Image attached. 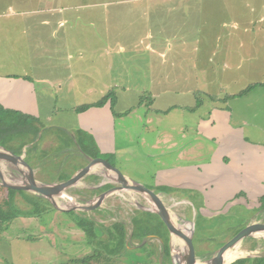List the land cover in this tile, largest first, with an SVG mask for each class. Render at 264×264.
I'll return each instance as SVG.
<instances>
[{
    "label": "crops",
    "instance_id": "1",
    "mask_svg": "<svg viewBox=\"0 0 264 264\" xmlns=\"http://www.w3.org/2000/svg\"><path fill=\"white\" fill-rule=\"evenodd\" d=\"M188 3H196V0L164 1L171 11L187 9ZM51 9L32 15L22 14L21 17L13 14L0 17V107L40 122V138L53 132L60 137H68L69 144L57 151L58 156L66 155L67 164L69 157L82 158L87 162L67 179L87 166L99 163L102 172H132L139 181H143L141 178L147 174L144 167L154 161L159 166L156 175L147 179L149 184L142 182L141 185L169 203L174 201L188 209H192L191 205L196 213L218 215L219 220L214 227H221L217 224L228 219L242 222L244 225L236 226L238 229L230 226L233 230L229 233L234 235L251 224L254 215L255 218L264 217L263 211L255 212L264 197V141L261 140L264 138V27L245 29L241 34L250 38L240 47L249 50L248 61L253 62L254 91L251 89L247 94L245 90L243 94L230 92L225 104L220 106L224 99L219 95L209 94L206 98L209 104L201 96L204 90L200 84L205 85L202 77L208 72L204 73V66L199 67L194 61L179 62L184 68L191 66L194 73L196 70L195 75L200 81L195 76L198 83L193 88L188 86L190 77L185 76V71L180 72L178 80H171V76L155 79L151 74L148 81L138 85L125 78L110 77L117 68H128V60L117 63L115 59L102 61L101 57L97 62L85 61L87 48L84 43L90 45L91 42L85 31L88 29L75 23L71 13L63 14ZM29 16L33 21H27ZM90 17L91 26L100 25L99 41L104 43L102 24L96 23V20L102 22V14ZM177 34L179 36L180 32ZM179 39V52H186L187 36H179ZM111 47L113 42L106 46L107 49ZM148 47L147 52L152 57V66L148 68L151 69L155 65L156 50ZM135 50L137 48L134 47L132 52ZM166 55L163 54L164 57ZM160 64L166 66L170 63L165 60ZM235 83L239 82L234 81L231 85ZM108 94L113 98L103 107L77 111L78 107L96 103ZM237 101L245 103L244 111L250 115L249 119L240 118L238 121L234 117L231 102ZM251 105L256 108H251ZM204 107L209 111L208 119L200 116ZM142 108L145 111H141ZM57 141L52 135L50 143L55 149ZM34 143L25 147L27 157V149ZM82 147H88L89 153L83 152ZM96 152L115 155L119 165L125 164V168L94 157ZM49 156V152H43L42 156L35 152L30 161L36 169L43 171L49 163L44 159ZM102 161H105L103 165ZM90 175L106 177V174L96 173L93 169ZM86 181L82 178L76 185ZM93 182H88L89 189L97 191H101V185L103 190L107 183L104 178L98 187ZM115 186L118 187L117 192H123L120 191L121 183L117 182ZM184 191L201 193L202 199H197L199 209ZM137 215L132 218L133 227ZM244 215V221L239 220ZM154 236L160 239V236ZM168 258L172 264L171 254Z\"/></svg>",
    "mask_w": 264,
    "mask_h": 264
},
{
    "label": "rangeland",
    "instance_id": "2",
    "mask_svg": "<svg viewBox=\"0 0 264 264\" xmlns=\"http://www.w3.org/2000/svg\"><path fill=\"white\" fill-rule=\"evenodd\" d=\"M164 1L0 0V17L7 14L21 17L22 14L32 15L51 8L55 12L71 13L75 18V23L88 29L85 31L89 34L91 42L90 45L84 43L87 48L85 61L97 62L101 60V57L102 61L115 59L117 63L128 60V68H117L110 77L125 78L134 85H138L144 80L148 81L151 74L156 77L155 79L171 76V80H178L180 79L177 78L180 77V72L185 71V76L190 77L191 84L188 86L193 88L198 83L195 79L196 70L194 73L189 65L184 68L182 64L179 65L180 61L185 63L194 61L199 67L204 66V73L208 72L207 75L205 74L202 77L205 85L199 83L204 90L200 93L204 101L209 98V94L219 95V98L224 99L220 103V106H223L222 104H225L228 99L226 97L230 92L242 93L249 86L254 85L256 79L251 74L253 62L248 61L249 50L240 47L242 42H248L250 38L241 34L245 29L264 27V20H262L264 18V0H196V3L186 4L187 9L176 11H171L168 6L164 5ZM92 14H102V22L96 20V23L102 24V40H105L104 43L99 41L100 25L93 27L89 24L88 19L91 18L90 15ZM27 21H33L32 16H29ZM28 25L32 24L28 22ZM177 31L180 32L179 36H187L188 46L186 52H179L178 50L180 39ZM109 42H113L111 49L106 48ZM147 46L156 50L154 53L155 65L151 69L148 67L151 65L152 57L147 52L149 51ZM101 47L105 50H102ZM134 47L137 50L132 52ZM98 49L100 50L98 51ZM165 53L167 54L166 57L163 56ZM165 60L170 64L162 66L160 61ZM196 77L198 79V76ZM208 79L211 80L207 82ZM234 81L239 83L231 85ZM177 87L180 88V85H177ZM249 91H246L245 94ZM146 97H148L147 94ZM78 102L82 104L80 103L82 101ZM206 103L209 104L210 101L207 100ZM245 106L243 102H231L234 117L238 121L240 118L242 120L250 118V115L244 111ZM251 108L256 107L251 105ZM141 111L145 110L142 108ZM200 116L208 119L209 111L207 108L202 109ZM56 133H47L44 137L42 136L41 142L35 150L39 156H42L43 152L44 154L48 152L50 154L49 157L44 159L49 161L45 165V170L39 171L36 169L38 179L48 184L61 183L59 181L73 175L87 162L82 158L69 157L70 161L67 164L66 155L59 154L58 156L57 151L66 147L69 144V139L62 135L60 137ZM49 134L58 139L56 149L51 146L52 135L48 137ZM261 140L264 141V138H261ZM8 144L7 142L6 145ZM96 154L97 157L109 161L112 165H119L115 155H106L100 152H96ZM150 163V166L144 167L147 174L144 178H141L143 181H139L132 172H121L137 183L149 184L147 179H151L152 176L156 175L159 167L154 161ZM0 166L17 175L11 169V167L18 168L15 164L2 163ZM119 166L125 168L126 165ZM95 169L96 173L106 174L107 182H113L112 184L116 185V179L118 178L116 174L102 172L103 170L99 166ZM136 169H139V166H136ZM32 170L34 171V169ZM24 171L28 173V171ZM90 180L88 178L87 183L82 182V184L68 189L64 199L70 203H84L91 200L94 193L89 192L87 189ZM6 181L9 185L15 184L9 178H6ZM93 183L94 185L98 184V182ZM184 193L188 195V199L196 204H198V197L202 199L201 193L199 195L187 191H184ZM15 194L14 198L8 199L10 201L8 203L9 209L6 210L8 219L0 234V264H137L138 262L144 264H171L169 258L163 255L162 240L157 237H151L145 245L146 248H144L145 246L140 248L138 245L141 242L134 239L128 242L127 249L120 243L121 234L118 233L114 225L119 221L126 222V230L129 235L133 229L132 218L136 215L135 210H142L141 205L149 207L151 200L148 201L140 194L123 191L116 192V194L108 197L102 207L90 212L93 217L96 216L97 219L104 222L102 225L94 222H81L78 219L81 217L56 211L47 204L37 206L38 208L35 205L30 206L22 196L24 194ZM6 195L7 193L0 189V202L6 199ZM164 202L172 207L173 214L178 216L182 232L188 237L192 236L194 243L197 237L199 240H197L196 245L211 252H215L225 242L231 240L233 235L229 233L232 231L230 226L236 227L242 224L237 220L228 219L226 222L223 221L225 223L217 224L221 227L216 228L214 224L219 220L217 219L218 215L210 212L200 213V211L196 213V209L191 205L192 209H188L181 204L174 203V201H171L172 204L167 201ZM197 206L196 208L199 209V204ZM26 213H30L31 216H27ZM200 214H204L206 217ZM241 217L243 218L239 220L244 221L245 215ZM209 219L211 221L214 219V221L211 222ZM254 222H264V217L257 219L254 215L250 223ZM202 225L203 228H201ZM192 232L194 234L191 235ZM200 241L203 243H200ZM253 241L252 236L247 237L242 242L241 249L249 246ZM259 248L264 249V245ZM182 249L180 245H177V247L173 245V254L175 255L174 251L176 250L182 256Z\"/></svg>",
    "mask_w": 264,
    "mask_h": 264
},
{
    "label": "water",
    "instance_id": "3",
    "mask_svg": "<svg viewBox=\"0 0 264 264\" xmlns=\"http://www.w3.org/2000/svg\"><path fill=\"white\" fill-rule=\"evenodd\" d=\"M27 148V147H26ZM24 149V153L22 154H16L12 151L6 150L3 147H0V158H13L17 160V162H23L26 165H32L34 168V172H28L26 173L24 170L15 167H11L12 170H14L17 175H15L12 172H9L0 166V179L2 180L0 182V189H3L6 193H19V192H28L33 195L42 197L43 199L47 200L52 207L59 212L62 213H70L74 214L78 217H81L85 220L92 221L94 223H97L99 225L104 224V222L100 219H97L98 217L91 215V211H95L102 207L108 197L111 195L116 194L118 191V187L113 185L110 182H107L104 186L105 188L102 190L101 194L92 198L91 200H88L84 203H78V202H72L70 203L65 198V195L59 194L57 191L58 186H65L67 191L73 186H76V184L86 175H89L92 171V166L95 164H91L87 166L86 168L82 169L80 172H78L76 175H74L72 178L66 180L65 182H61L58 184H48L46 182H41L37 175H36V168L31 163L30 159L26 156ZM105 162V161H102ZM113 169V168H112ZM115 173L117 175V182L122 184V188L120 191H126L132 190L136 191V193L144 196V198H147L149 202V207H145L141 205L142 211H146L149 213H153L164 223L166 226L169 235H170V249H171V257H172V264H201V263H207V264H241L246 259H257V258H264V256H257L254 258H251L250 256L254 251L259 248L260 246L264 245V222H254L251 224H248L244 227H242L240 230H238L231 238L229 242H227L225 245H223L219 250L215 252L207 251L204 249H201L198 247L194 241L193 237H188L185 235L180 228H178L170 218L167 211L164 210V208H161L160 206L156 205L151 196L150 193H154L150 189L144 187L143 185L133 181L130 177L123 174L120 171L115 170ZM6 178L11 179L15 184L9 185L6 181ZM102 187V185H101ZM155 195L159 196L158 194L154 193ZM161 198V197H160ZM162 199V198H161ZM163 200V199H162ZM164 201V200H163ZM133 223V222H132ZM117 224L125 225L126 222L119 221ZM114 225V226H115ZM126 226V225H125ZM194 234L193 232L191 235ZM252 236L254 238V241L249 244V246L241 249L239 253H237L236 257L227 260L225 250L229 248H234L240 241H244L247 237ZM151 237H155L154 235H150L146 237L143 242L138 245L140 248H143L151 239ZM134 238V227L131 230L130 234L128 235V242H131ZM178 238L181 243H179L180 247H182V256L173 254V239ZM163 243V242H162ZM163 255H166V246L163 243ZM201 262V263H200Z\"/></svg>",
    "mask_w": 264,
    "mask_h": 264
},
{
    "label": "trees",
    "instance_id": "4",
    "mask_svg": "<svg viewBox=\"0 0 264 264\" xmlns=\"http://www.w3.org/2000/svg\"><path fill=\"white\" fill-rule=\"evenodd\" d=\"M253 86L254 85L248 87L244 91V93H246V91L251 90ZM109 99L112 100L111 94L104 96L101 100H99L96 103L82 105L77 108V111L83 112L90 107H103L108 102ZM38 123L40 122L36 121L32 117L22 115L21 113H18L10 109H6L4 107H0V147H3L6 150L12 151L16 154H22L24 148L27 147L28 144L35 142L33 146L27 149L28 158L31 160V157L35 152L39 141L42 139V137L40 138L41 128L39 127ZM37 140L39 141L36 142ZM7 142L9 143L8 145H6ZM86 148L88 147L85 148L82 147L81 149L83 150V152L89 153ZM94 157L97 156L94 155ZM66 180L68 179L64 178L59 182H65ZM19 194L20 195L24 194L22 196L28 201L30 206L35 205L36 207L37 206L39 207L42 206V204H47L48 206H52L47 200L43 199L42 197L33 195L31 193L19 192ZM15 195H16L15 193H11V194L7 193L6 199H4L3 202H0V234L2 233L1 231H3L4 224L8 219V217H6V210L9 209L8 203H10L8 199L14 198ZM260 202H261V206L259 209L255 211L256 213L260 211L264 212V197L262 198V200H260ZM135 211L136 213H138V215L134 218V240L140 241L142 243L146 237L150 235H157L160 236L166 242V244H169V240H170L169 232L166 226L164 225V223L158 218V216L149 212H144V211L140 212L139 209L138 210L136 209ZM26 215L31 216L30 213L29 214L26 213ZM257 218L261 219L262 216L261 218L257 216ZM78 219H80L81 222L83 221L90 222L82 218H78ZM8 226L9 225L7 224V227ZM114 227L117 229L118 233L121 234L120 243L124 248L127 249L128 233L125 226L121 224H117ZM236 228L237 227H235V229ZM197 240L199 239L196 237L195 243L197 242ZM144 248H146V246ZM168 256H170V252L168 253ZM263 260L264 258H257L254 260L246 259L241 264H264ZM137 264H144V263L138 262Z\"/></svg>",
    "mask_w": 264,
    "mask_h": 264
},
{
    "label": "bare ground",
    "instance_id": "5",
    "mask_svg": "<svg viewBox=\"0 0 264 264\" xmlns=\"http://www.w3.org/2000/svg\"><path fill=\"white\" fill-rule=\"evenodd\" d=\"M2 163H10L11 165H14L15 164V166H17V167H19L20 169H22V170H26V171H32V172H34L31 168H30V166L29 165H26L25 163H23V162H17V160H15V159H13V158H0V164H2ZM104 163L102 162V165H103ZM97 166H101L99 163H97V165L96 166H92V169L93 170H96L95 168L97 167ZM2 180L0 179V182H1ZM66 190V187L65 186H58L57 187V191H58V193L59 194H62V195H65V191ZM150 196H151V198H152V200H153V202L156 204V205H158V206H160L161 208H164V210L165 211H167V213L169 214V216H170V218L172 219V221H173V223L178 227V228H180V224H179V218H178V216L177 215H175V214H173V212H172V207H169V205L166 203V202H164L159 196H157V195H155L154 193H150ZM188 212V211H187ZM186 212V213H187ZM181 229V228H180ZM190 234V233H189ZM179 243H181L180 242V240L178 239V238H174L173 239V245L174 246H176L177 247V245H179ZM242 248V241H240L234 248H229V249H227V250H225V253H226V258H227V260L229 261V260H231V259H233V258H235L236 257V255H237V253H239V251H240V249ZM175 253H176V255H179L180 253H178V252H176L175 251ZM257 256H264V249H261V248H257L255 251H254V253H252V255L250 256L251 258H254V257H257ZM201 263V262H200ZM201 264H207V263H201ZM212 264V263H211Z\"/></svg>",
    "mask_w": 264,
    "mask_h": 264
},
{
    "label": "flooded vegetation",
    "instance_id": "6",
    "mask_svg": "<svg viewBox=\"0 0 264 264\" xmlns=\"http://www.w3.org/2000/svg\"><path fill=\"white\" fill-rule=\"evenodd\" d=\"M103 175V174H102ZM102 175H99V176H96V175H86L84 176L83 178H85L86 180L88 179V177H90V181H95V182H98V184L96 185L98 187V185L100 184V182L102 181V178H104V180H106L107 176L106 177H103ZM87 189L89 190V192H94V195L92 196V198L98 196L101 194L102 192V189L101 187H99L100 190L97 191V189H89V187H87ZM89 221V220H88ZM92 222V221H90ZM122 225V224H121ZM125 226V225H124ZM126 228V226H125ZM134 239V238H133ZM160 239L162 240V242L164 243V245L166 246V255L165 257H168V253L171 252V249H170V240H169V244H166V242L160 237Z\"/></svg>",
    "mask_w": 264,
    "mask_h": 264
},
{
    "label": "clouds",
    "instance_id": "7",
    "mask_svg": "<svg viewBox=\"0 0 264 264\" xmlns=\"http://www.w3.org/2000/svg\"><path fill=\"white\" fill-rule=\"evenodd\" d=\"M140 245V244H139Z\"/></svg>",
    "mask_w": 264,
    "mask_h": 264
}]
</instances>
